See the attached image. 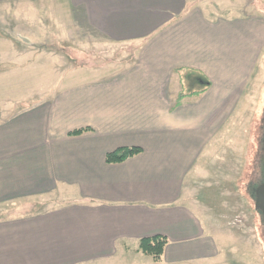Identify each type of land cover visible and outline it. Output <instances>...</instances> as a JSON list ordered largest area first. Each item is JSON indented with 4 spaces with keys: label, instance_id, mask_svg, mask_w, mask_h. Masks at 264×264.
Returning <instances> with one entry per match:
<instances>
[{
    "label": "crops",
    "instance_id": "obj_1",
    "mask_svg": "<svg viewBox=\"0 0 264 264\" xmlns=\"http://www.w3.org/2000/svg\"><path fill=\"white\" fill-rule=\"evenodd\" d=\"M239 1L64 2L63 19L134 49L118 64L63 67L59 81H75L52 105L42 86L35 99L2 94L0 264L242 263L222 218L264 99V0ZM59 52L71 58L59 45L32 57ZM120 147L141 151L106 163ZM155 235L167 241L157 260L137 251Z\"/></svg>",
    "mask_w": 264,
    "mask_h": 264
},
{
    "label": "rangeland",
    "instance_id": "obj_2",
    "mask_svg": "<svg viewBox=\"0 0 264 264\" xmlns=\"http://www.w3.org/2000/svg\"><path fill=\"white\" fill-rule=\"evenodd\" d=\"M58 1L8 0L0 3V98L6 93L13 101L31 96L35 99L38 94L34 93L44 87V93L41 92L40 97L45 99L46 104L52 105L58 97L60 84H74L75 81L74 75L59 81L58 73L63 67L69 69L78 64H118L127 55L123 51L132 47L107 42L93 29L79 28L73 25L71 20L66 21L63 19L68 18L65 13L69 14L64 4L66 0H61L60 5H57ZM249 2L252 0H241L239 5L245 7ZM58 6L59 9H54ZM54 20L55 26L52 24ZM57 45L71 58H65L62 55L64 52L58 53L60 58L43 55L32 57L33 52H38L45 46ZM260 61L264 67V52ZM44 71L48 73L47 76H44ZM81 73H78L76 78L89 76L87 72V75ZM263 100L260 101L252 127V152L242 168L241 194H233L229 201L233 206L228 209L226 217L222 218L227 231L234 230L237 235L235 241L241 243L238 247L242 252L240 250L235 253L237 259L242 258L240 264H259L261 260L264 264V220L254 205L255 196L253 197V190L262 183L264 177ZM44 199L46 198L28 202L23 209L34 211L48 206L43 202ZM134 257L131 255L127 259L132 261Z\"/></svg>",
    "mask_w": 264,
    "mask_h": 264
},
{
    "label": "trees",
    "instance_id": "obj_3",
    "mask_svg": "<svg viewBox=\"0 0 264 264\" xmlns=\"http://www.w3.org/2000/svg\"><path fill=\"white\" fill-rule=\"evenodd\" d=\"M263 128H264V125H263ZM83 130H86V128H80V129L73 130L72 132H70V134H79ZM140 151L141 149L139 147L116 148L113 151H110L105 155V162L106 163L121 162L133 155L138 154ZM263 151H264V146H263ZM263 162H264V157H263ZM254 193H255V189L253 190V197L255 196ZM166 242H167L166 238L163 236H159V235H155L151 237H144L139 240L137 251L145 255H149L154 260H157L160 258Z\"/></svg>",
    "mask_w": 264,
    "mask_h": 264
},
{
    "label": "water",
    "instance_id": "obj_4",
    "mask_svg": "<svg viewBox=\"0 0 264 264\" xmlns=\"http://www.w3.org/2000/svg\"><path fill=\"white\" fill-rule=\"evenodd\" d=\"M254 205L256 209L261 212L264 220V177L261 184H259L255 189V200Z\"/></svg>",
    "mask_w": 264,
    "mask_h": 264
}]
</instances>
